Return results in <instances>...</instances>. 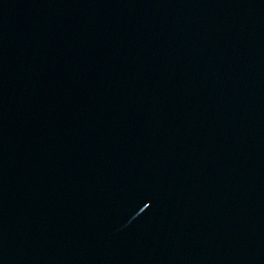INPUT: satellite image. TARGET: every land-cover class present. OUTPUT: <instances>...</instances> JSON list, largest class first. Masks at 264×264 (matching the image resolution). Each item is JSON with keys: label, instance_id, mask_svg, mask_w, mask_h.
<instances>
[{"label": "water", "instance_id": "obj_1", "mask_svg": "<svg viewBox=\"0 0 264 264\" xmlns=\"http://www.w3.org/2000/svg\"><path fill=\"white\" fill-rule=\"evenodd\" d=\"M0 264H264V0H0Z\"/></svg>", "mask_w": 264, "mask_h": 264}]
</instances>
